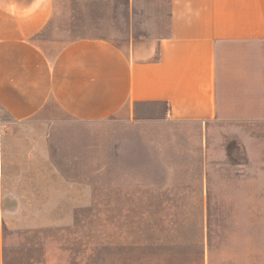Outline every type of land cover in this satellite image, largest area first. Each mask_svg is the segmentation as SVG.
<instances>
[{"label":"rangeland","instance_id":"374dc122","mask_svg":"<svg viewBox=\"0 0 264 264\" xmlns=\"http://www.w3.org/2000/svg\"><path fill=\"white\" fill-rule=\"evenodd\" d=\"M54 7L45 38L58 41L98 36L121 45L132 30L162 35L168 27L165 6L133 19L121 16L120 0ZM166 110L144 104L86 123L52 109L53 149L64 169L79 171L70 180L80 184V208L40 211L46 221L72 217L70 227L14 230L0 215L3 264H201L202 256L264 264V124L222 118L205 131Z\"/></svg>","mask_w":264,"mask_h":264},{"label":"crops","instance_id":"0c3cea01","mask_svg":"<svg viewBox=\"0 0 264 264\" xmlns=\"http://www.w3.org/2000/svg\"><path fill=\"white\" fill-rule=\"evenodd\" d=\"M120 3L131 19L165 6L166 33L132 30L121 45L98 36L58 41L45 38L54 0H0V215L10 229L70 227L68 215H41L80 208V184L70 180L79 171L64 169L53 149L52 109L96 123L161 103L168 118L205 131L222 118L264 124V0Z\"/></svg>","mask_w":264,"mask_h":264},{"label":"built area","instance_id":"2783aa9c","mask_svg":"<svg viewBox=\"0 0 264 264\" xmlns=\"http://www.w3.org/2000/svg\"><path fill=\"white\" fill-rule=\"evenodd\" d=\"M0 136H1V126H0Z\"/></svg>","mask_w":264,"mask_h":264},{"label":"trees","instance_id":"16d2710c","mask_svg":"<svg viewBox=\"0 0 264 264\" xmlns=\"http://www.w3.org/2000/svg\"><path fill=\"white\" fill-rule=\"evenodd\" d=\"M210 264H212V263L210 262Z\"/></svg>","mask_w":264,"mask_h":264}]
</instances>
